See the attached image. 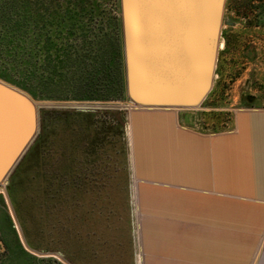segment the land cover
I'll return each instance as SVG.
<instances>
[{"label": "rangeland", "instance_id": "374dc122", "mask_svg": "<svg viewBox=\"0 0 264 264\" xmlns=\"http://www.w3.org/2000/svg\"><path fill=\"white\" fill-rule=\"evenodd\" d=\"M0 5L29 9L36 70L45 53L42 42L34 43L38 33L49 39L51 55L62 50L91 56L99 35L108 48L114 20L121 33L120 0ZM66 71L65 65L58 69ZM5 72L0 64V75ZM61 78L50 93L62 98H37L22 89L36 103L38 128L0 186V264H144L126 94L78 99L79 91ZM250 106L264 107V0H225L210 90L199 106L182 109H196L188 110L191 125L211 132L226 129L236 108Z\"/></svg>", "mask_w": 264, "mask_h": 264}, {"label": "crops", "instance_id": "0c3cea01", "mask_svg": "<svg viewBox=\"0 0 264 264\" xmlns=\"http://www.w3.org/2000/svg\"><path fill=\"white\" fill-rule=\"evenodd\" d=\"M188 110L129 115L144 264H264V107L211 132Z\"/></svg>", "mask_w": 264, "mask_h": 264}, {"label": "water", "instance_id": "95a60500", "mask_svg": "<svg viewBox=\"0 0 264 264\" xmlns=\"http://www.w3.org/2000/svg\"><path fill=\"white\" fill-rule=\"evenodd\" d=\"M225 0H120L125 94L133 108H193L210 90ZM35 101L0 79V186L34 139Z\"/></svg>", "mask_w": 264, "mask_h": 264}, {"label": "trees", "instance_id": "16d2710c", "mask_svg": "<svg viewBox=\"0 0 264 264\" xmlns=\"http://www.w3.org/2000/svg\"><path fill=\"white\" fill-rule=\"evenodd\" d=\"M75 17L73 15L69 18L75 20ZM31 19L29 9L24 6L18 10H11L5 5H0V64L7 70L0 75L2 79L37 98H62V96L50 93L51 86L54 85L53 81L57 78L59 81L62 80V76L65 80L67 78V81L72 83L71 86L79 91L78 97L74 98L117 100L125 96L123 49L119 22L114 20L111 23L112 28L107 38L109 46L106 51L105 38L102 34L99 35L101 37H99V42H96L98 43L97 48L94 49L92 56L79 53L80 51L67 54L62 50L51 55L48 53L51 47L49 39H43L41 33H38L37 40L33 38L34 43L42 42L43 45L40 47L45 53L42 55L44 63L36 70L32 64L30 50ZM66 26L72 29L73 23L68 22ZM52 56L56 59H52ZM63 65L66 66L67 71L65 74H60L58 69Z\"/></svg>", "mask_w": 264, "mask_h": 264}, {"label": "bare ground", "instance_id": "6f19581e", "mask_svg": "<svg viewBox=\"0 0 264 264\" xmlns=\"http://www.w3.org/2000/svg\"><path fill=\"white\" fill-rule=\"evenodd\" d=\"M2 186H4V185L2 184ZM3 190H4V188H3Z\"/></svg>", "mask_w": 264, "mask_h": 264}]
</instances>
